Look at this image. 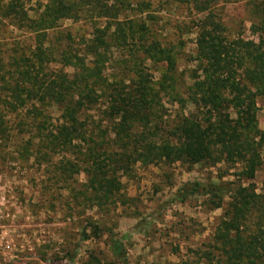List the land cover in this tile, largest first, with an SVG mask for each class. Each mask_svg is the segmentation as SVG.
I'll return each instance as SVG.
<instances>
[{
    "label": "trees",
    "instance_id": "16d2710c",
    "mask_svg": "<svg viewBox=\"0 0 264 264\" xmlns=\"http://www.w3.org/2000/svg\"><path fill=\"white\" fill-rule=\"evenodd\" d=\"M47 2L37 27L31 30L32 46L27 57H12L8 65L11 70L7 72L0 66V104L13 113L21 107L27 117L30 115L36 135L29 144L38 141L34 148L37 152L44 149L74 156V165L84 174L86 192L97 208L125 205L117 173L127 176L136 165L170 167L178 163L233 168L242 162L233 176L253 179L260 155L252 138L253 104L255 96L264 100V84L255 85L264 79V10L252 26L256 43L223 45L224 40L218 36L221 26L208 15L199 19L194 45L201 75L194 78L181 98L174 91L173 48L160 44L147 21L133 16L120 21L123 0ZM190 2L198 14L203 13L201 4ZM79 6L83 8L76 11ZM137 6L141 8L143 3ZM80 11L89 18L103 20L93 27L89 39L78 43L80 49L65 44L53 52L49 43L44 46L47 31L57 28L60 21L74 19ZM1 13L15 23L27 20L22 7L12 0ZM146 61L164 64L155 88L145 71ZM52 63L58 64L61 72L45 75L44 70ZM107 65L114 66L116 76L105 75ZM237 70L244 72L245 81L234 76ZM162 96L190 110L175 115L171 125L167 124L158 102ZM44 110L59 114L55 132L48 137L40 132L42 123H35ZM226 110H232L233 119ZM106 134L112 136L110 141ZM224 174L217 182L181 184L172 202L183 204L202 198L210 211L222 210L213 235L220 264H264V188L256 196L251 185L242 187L221 181ZM86 226L94 238L100 234L95 222ZM106 236L111 262L129 264L120 239L111 232ZM86 239L84 229L80 240ZM91 257L85 264H106ZM201 258L209 260L210 253Z\"/></svg>",
    "mask_w": 264,
    "mask_h": 264
},
{
    "label": "rangeland",
    "instance_id": "374dc122",
    "mask_svg": "<svg viewBox=\"0 0 264 264\" xmlns=\"http://www.w3.org/2000/svg\"><path fill=\"white\" fill-rule=\"evenodd\" d=\"M10 1L0 0L3 72L9 71L12 57H27L32 46L31 30L37 27V19L48 5L47 0H12L27 14V20L19 24L1 13ZM190 1L123 0L118 17L120 21L132 16L147 21L160 44L173 48L174 91L181 98L194 78L201 75L194 45L199 19L208 15L221 26L222 33L218 36L224 40L223 45L240 41L256 43L252 26L264 10V0H196L203 9V13L198 14ZM140 2L143 3L141 8L137 6ZM110 3L108 1L107 5ZM82 8L76 7V11ZM78 13L74 19L60 21L57 28L47 31L44 46L49 43L53 52L65 44L80 49L78 43L89 39L93 27L101 25L103 20L89 18L82 11ZM144 68L155 88L164 64L152 65L146 61ZM60 72L61 67L56 63L44 70L45 75ZM105 75L116 76L114 66L107 65ZM236 75L245 81L244 72L237 70ZM263 84L264 79L255 85ZM250 89L254 92L253 87ZM158 102L162 105L163 122L170 125L175 115L190 110L167 96H162ZM3 106L0 104V264H85L91 255L106 264H115L107 254L108 232L124 245L129 264H220L213 235L222 210L210 211L202 198L183 204L172 202L175 190L187 181L217 182L223 173L221 181L242 187L251 185L256 196L261 195L264 188V100L259 95L255 96L253 104L255 134L252 138L260 155L252 180L233 176L242 162L233 168L178 163L170 167L136 165L127 176L117 173L125 205L105 208H97L86 192L87 180L78 172L74 156L44 149L37 152L34 148L38 141L29 144L36 135L30 115L27 117L21 107L13 113ZM226 111L233 119L232 110ZM35 123H42L40 132L48 137L55 132L59 114L55 110H44L35 118ZM18 124L22 126L17 127ZM105 136L107 141L112 139ZM91 222L100 229L96 238L86 226ZM84 229L87 239L81 241ZM242 235L247 238V234ZM204 253H210L209 260L201 258Z\"/></svg>",
    "mask_w": 264,
    "mask_h": 264
}]
</instances>
